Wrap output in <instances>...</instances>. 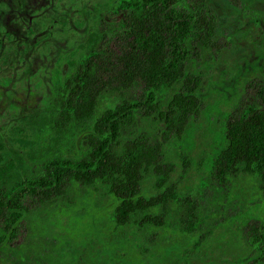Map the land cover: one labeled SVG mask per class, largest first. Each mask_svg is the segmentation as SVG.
I'll return each instance as SVG.
<instances>
[{
  "label": "rangeland",
  "instance_id": "obj_1",
  "mask_svg": "<svg viewBox=\"0 0 264 264\" xmlns=\"http://www.w3.org/2000/svg\"><path fill=\"white\" fill-rule=\"evenodd\" d=\"M209 2L170 0L176 15L194 27L186 68L197 75L185 77L189 88L198 80L193 86L200 107L183 139L164 143V149L175 165L172 183L177 191L199 203L200 240L206 238L202 250L220 257L209 264H235L248 256L250 227L259 223L253 212L264 206V190L248 175L228 174L219 180L212 163L224 146L221 132L227 124L264 113V0L247 1L248 8L239 12L218 0ZM126 13L120 0H0V167L18 160L7 173L10 181L0 197L27 210L11 238L27 259L15 264H105L108 257L111 264H179L175 255L163 252L165 242L152 244L131 227L108 234L111 198L99 185L75 183L65 198L37 194L46 190L38 181L45 175L44 164L60 155L79 159L85 146L81 135L55 128L56 91L97 40L94 71L118 65L132 44L123 22ZM213 27L217 33L209 50L200 49L197 37L203 42ZM102 30L105 36L100 39ZM143 91L138 81L126 95L136 101ZM114 102L106 95L100 106L105 109ZM138 117V133L161 141L164 124ZM181 156L190 162L185 170ZM28 186H34L36 194ZM153 188L150 176L144 194H153ZM86 246L92 247L91 256H85ZM7 259L0 257V264H10Z\"/></svg>",
  "mask_w": 264,
  "mask_h": 264
},
{
  "label": "trees",
  "instance_id": "obj_2",
  "mask_svg": "<svg viewBox=\"0 0 264 264\" xmlns=\"http://www.w3.org/2000/svg\"><path fill=\"white\" fill-rule=\"evenodd\" d=\"M205 1L210 5L209 0ZM247 1L250 0H218L232 5L236 12L247 9ZM120 3L127 12L123 22L132 37L131 48L118 58V65H100L102 69L95 72L91 66L98 40L95 41L87 59L58 87L54 98L58 113L55 128L81 135L85 146L79 159L61 155L49 159L44 164L45 175L38 180L46 190L37 194L43 198H65L75 183L90 188L99 185L111 198L112 224L108 234L119 235L131 227L152 244L165 242L163 252L175 255L179 264H209L220 257L202 250L206 238L200 240L203 220L199 203L177 191L172 183L175 165L164 149V143L183 139V131L200 107L193 86L198 80L190 88L186 83L187 76L197 75L186 68L194 27L176 15L170 0ZM104 33L102 30L100 39ZM216 33L213 27L203 42L197 37L200 49L209 50ZM138 81L144 91L133 101L126 94ZM106 95L115 102L102 109L100 102ZM138 114L164 124L161 141L138 133ZM221 133L224 146L212 163L219 180H226L228 174L248 175L264 190V113L254 112L229 123ZM2 147L0 142V153ZM181 162L183 170L190 164L187 156H181ZM17 164L18 160H14L0 167V190L9 183L7 173ZM150 176L154 178L155 192L145 195L143 184ZM28 188L36 194L34 186ZM253 213L259 223L250 227L251 245L245 254L248 256L234 260L235 264H264V206ZM26 217V209L10 206L0 197V257H8L10 264L27 259L24 251L11 244L16 225ZM90 248L86 246L85 256H91ZM111 262L108 257L105 264Z\"/></svg>",
  "mask_w": 264,
  "mask_h": 264
}]
</instances>
